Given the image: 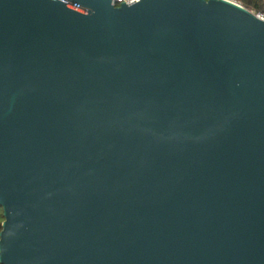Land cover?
<instances>
[{
    "label": "water",
    "instance_id": "95a60500",
    "mask_svg": "<svg viewBox=\"0 0 264 264\" xmlns=\"http://www.w3.org/2000/svg\"><path fill=\"white\" fill-rule=\"evenodd\" d=\"M0 211V264H264V22L0 0Z\"/></svg>",
    "mask_w": 264,
    "mask_h": 264
},
{
    "label": "trees",
    "instance_id": "16d2710c",
    "mask_svg": "<svg viewBox=\"0 0 264 264\" xmlns=\"http://www.w3.org/2000/svg\"><path fill=\"white\" fill-rule=\"evenodd\" d=\"M233 1L240 3L244 9L252 12L253 14L261 9V3H262L261 0H233ZM1 222H2V217L0 211V225Z\"/></svg>",
    "mask_w": 264,
    "mask_h": 264
},
{
    "label": "built area",
    "instance_id": "2783aa9c",
    "mask_svg": "<svg viewBox=\"0 0 264 264\" xmlns=\"http://www.w3.org/2000/svg\"><path fill=\"white\" fill-rule=\"evenodd\" d=\"M228 1H233V0H228ZM262 3H261V9L257 12H255L253 15L260 21H263L264 22V0H261ZM111 4L113 6H117L118 4L120 3H123L125 5H130L134 2H136V0H110ZM235 2V1H233Z\"/></svg>",
    "mask_w": 264,
    "mask_h": 264
},
{
    "label": "rangeland",
    "instance_id": "374dc122",
    "mask_svg": "<svg viewBox=\"0 0 264 264\" xmlns=\"http://www.w3.org/2000/svg\"><path fill=\"white\" fill-rule=\"evenodd\" d=\"M235 3H237L238 5H240L241 6V4L240 3H238V2H235ZM242 7V6H241ZM248 11V10H247ZM250 12V11H249ZM250 13H252V12H250ZM253 14V13H252Z\"/></svg>",
    "mask_w": 264,
    "mask_h": 264
}]
</instances>
